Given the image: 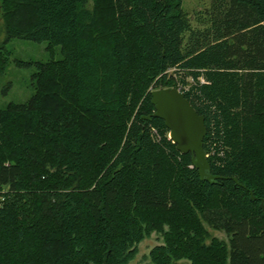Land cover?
Segmentation results:
<instances>
[{
  "label": "trees",
  "instance_id": "1",
  "mask_svg": "<svg viewBox=\"0 0 264 264\" xmlns=\"http://www.w3.org/2000/svg\"><path fill=\"white\" fill-rule=\"evenodd\" d=\"M0 15V264H129L153 233L136 264H264V0H211L203 29L182 0H0ZM11 39L50 57L15 58L32 92L3 104ZM177 81L213 183L153 115L150 87Z\"/></svg>",
  "mask_w": 264,
  "mask_h": 264
},
{
  "label": "rangeland",
  "instance_id": "2",
  "mask_svg": "<svg viewBox=\"0 0 264 264\" xmlns=\"http://www.w3.org/2000/svg\"><path fill=\"white\" fill-rule=\"evenodd\" d=\"M211 0H182V8L187 14V17L190 21L191 28L194 29H203L210 24L208 17L204 15L206 9H209ZM3 18L0 15V41L4 38V22ZM187 34L185 33L184 43L187 40ZM7 48H9L10 53L5 61L4 65V74L2 76V84H9V88L6 91V94L1 97V102L6 104L8 102H22L31 94L32 88L30 87V73L31 70L27 68H21L17 66L14 62V59H20L24 61H45L50 56L47 50L45 49L44 43H34L27 40L21 39H11L7 43ZM57 54V53H56ZM178 72L177 67H170L167 69L168 74H174ZM179 76H182L184 73L183 70H179ZM177 74V73H176ZM179 79V78H178ZM200 80H203V77L200 76ZM185 82L191 83L192 79L186 77ZM180 81H177L175 86L159 84H153L150 87V90L158 88H176L182 90L183 86ZM186 86H189L188 84ZM185 88V87H184ZM169 138V134L167 133ZM212 235L218 236L220 238H225V235L222 231L209 230ZM160 239L158 235L153 233L150 237L145 238L138 245V254L129 264L140 263L143 260V256L148 253L150 248L155 244L159 243ZM176 264H187L185 261H179Z\"/></svg>",
  "mask_w": 264,
  "mask_h": 264
},
{
  "label": "water",
  "instance_id": "3",
  "mask_svg": "<svg viewBox=\"0 0 264 264\" xmlns=\"http://www.w3.org/2000/svg\"><path fill=\"white\" fill-rule=\"evenodd\" d=\"M153 115L162 119L169 138L181 154H190L201 180L214 182L207 153L203 147L205 119L197 113L184 94L176 88H158L150 92ZM264 208L263 205H261Z\"/></svg>",
  "mask_w": 264,
  "mask_h": 264
},
{
  "label": "built area",
  "instance_id": "4",
  "mask_svg": "<svg viewBox=\"0 0 264 264\" xmlns=\"http://www.w3.org/2000/svg\"><path fill=\"white\" fill-rule=\"evenodd\" d=\"M207 157H208V154H207Z\"/></svg>",
  "mask_w": 264,
  "mask_h": 264
}]
</instances>
